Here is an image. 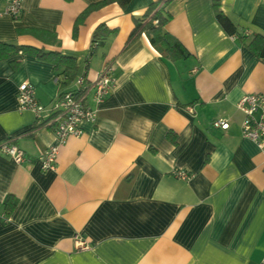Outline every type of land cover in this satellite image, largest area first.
I'll return each instance as SVG.
<instances>
[{
	"label": "crops",
	"instance_id": "obj_1",
	"mask_svg": "<svg viewBox=\"0 0 264 264\" xmlns=\"http://www.w3.org/2000/svg\"><path fill=\"white\" fill-rule=\"evenodd\" d=\"M96 1L22 0L17 18L0 16V41L75 64L68 79L33 53L0 58V140L10 136L25 156L0 153V264H264V155L241 134L235 106L264 93V0H170L164 28L188 52L178 60L163 58L143 31L132 34L154 0L106 4L74 31ZM101 23L110 33L90 52ZM105 66L116 81L100 102L89 97L94 122H82L54 169L42 170L36 158L57 138L53 125L18 109V85L30 83L49 106L76 76L94 80ZM218 118L228 127H214ZM75 237L89 246L76 248Z\"/></svg>",
	"mask_w": 264,
	"mask_h": 264
},
{
	"label": "built area",
	"instance_id": "obj_2",
	"mask_svg": "<svg viewBox=\"0 0 264 264\" xmlns=\"http://www.w3.org/2000/svg\"><path fill=\"white\" fill-rule=\"evenodd\" d=\"M21 2L22 0H0V16L17 18L22 12ZM115 81L111 66H105L94 80H88L80 74L74 79V88L60 91L49 106L37 101L34 87L30 83L22 82L18 85L16 93L18 109L31 110L39 126L53 125V132L57 138L54 144L45 148L36 158L42 170L54 169L59 146L67 137L81 135L82 122H94L96 109L88 104L89 97L94 102H100L114 87ZM235 106L243 113L241 134L252 140L264 155V93H245L236 101ZM44 113L46 117H43ZM212 124L214 127H228L227 121L222 118L215 119ZM0 153L7 154L17 163L25 160L23 150L11 141L10 136L0 140ZM173 174L182 179L189 177L184 170H175ZM74 240L78 249L89 246L82 238L75 237Z\"/></svg>",
	"mask_w": 264,
	"mask_h": 264
},
{
	"label": "trees",
	"instance_id": "obj_3",
	"mask_svg": "<svg viewBox=\"0 0 264 264\" xmlns=\"http://www.w3.org/2000/svg\"><path fill=\"white\" fill-rule=\"evenodd\" d=\"M130 0H97L88 5L76 18L74 28L80 23L84 16L90 11L102 7L106 4L116 2L119 6L125 7ZM170 0H154L149 3L146 10L139 17L134 18V28L132 34L138 31H143L150 44L160 53L163 58L170 60H178L185 58L188 52L184 46L172 34L165 30L164 26L170 18V14L165 10V6ZM215 6V15L218 22L229 33H235V26L229 19ZM110 33V29L105 24H98L92 32V40L90 45V52L95 46L102 45L105 38ZM96 43V44H94ZM33 53L38 57L46 58L54 63V68L63 67L66 78L72 79L75 73V64L73 58L63 55L57 51H45L43 49L34 48L28 45H17L4 41H0V58L10 56L14 53ZM172 137V134H169ZM4 210L9 212L13 206L14 201L11 195L6 196L4 200Z\"/></svg>",
	"mask_w": 264,
	"mask_h": 264
}]
</instances>
